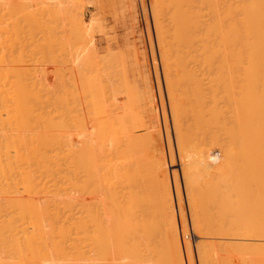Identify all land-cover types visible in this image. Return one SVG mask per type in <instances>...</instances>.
Here are the masks:
<instances>
[{
	"label": "bare ground",
	"instance_id": "bare-ground-1",
	"mask_svg": "<svg viewBox=\"0 0 264 264\" xmlns=\"http://www.w3.org/2000/svg\"><path fill=\"white\" fill-rule=\"evenodd\" d=\"M177 1L167 2V10L173 3L179 9L169 19L184 26L177 25L161 58L188 212L170 142L128 137L122 121L125 133L118 124L108 129L109 147L92 152L85 143L88 152L81 145L79 183H34L32 172L51 156L37 151L33 137L5 135V68L12 62L20 87L24 64L18 54L6 63L10 55L0 51V264H195V256L198 264H264V0ZM25 2L9 5L21 13ZM40 2L47 12L54 3ZM35 4L32 11L43 10ZM29 14L31 20L36 12ZM68 21L56 24L65 29ZM59 25L49 26L55 37ZM50 39L49 45L56 38ZM50 58L47 66L54 64ZM185 211L197 236L195 256L190 241L180 238L188 230Z\"/></svg>",
	"mask_w": 264,
	"mask_h": 264
},
{
	"label": "rangeland",
	"instance_id": "rangeland-1",
	"mask_svg": "<svg viewBox=\"0 0 264 264\" xmlns=\"http://www.w3.org/2000/svg\"><path fill=\"white\" fill-rule=\"evenodd\" d=\"M27 1L28 4L26 2L23 4L24 6L28 5L29 8L25 6L26 9L23 8L22 14L17 10L16 6L12 7L9 5L10 0H2L0 2V16L2 15L0 17V26L2 27V25L6 24V29L5 26L2 27L3 32L8 28L13 29L9 30L12 36H10L9 32L8 35L5 34L7 32L3 34L2 38L5 35L7 36L0 41V51L10 55L5 56L6 63H8V59L12 60L10 58L18 54L19 57L21 56V62H23L19 66L24 64L21 66L23 67L21 70L19 68L22 72H20L22 75L20 87L14 83L13 76L17 70L14 72V66L10 68L12 65L10 63L12 62L9 61L7 68H5L7 70H4L6 72V84L4 85L5 94L4 92L2 93L5 95V135L7 137L19 135L26 138L33 137L37 151L39 153L45 152L51 156L49 160L43 161L44 164L32 172L34 177L33 182L63 186L79 183L83 172L78 169L79 166L76 163L80 153L82 151L85 153L84 147L87 146V143L90 144L91 148H88L92 152L93 150L94 152L97 151V147L101 150L104 144L105 147H109L113 139L109 141L110 143L108 142L112 138L108 129L114 128L115 130L117 124L119 125L122 121L125 126L124 129L126 128L125 135L130 134L131 136L133 133L135 138L140 142L142 141V143H152L159 136L164 140V143L166 139L170 142L178 168L182 196H184L182 177L178 164L179 159L177 158L178 151H176L178 149L175 147L177 146V139L174 138V129L176 128L171 127L174 125H171L173 113L171 114V106L167 100L168 97H166L165 79H163L164 68L161 58L162 51L167 50L169 41L172 40L170 37L172 36L171 38H173V36L177 35L174 33L177 25L180 26L182 24L184 26L182 22L178 21L175 25L169 19L170 16L178 14V7H172L173 3L167 10L166 7L169 0H64V2L62 0H60L62 2L59 0H56V2L55 0H48V2H54H50L49 9L47 8L53 13H50V20L48 16V12L50 11H44L45 7L48 6L44 1L45 7L41 4L42 1L38 0L39 2H36L41 6L43 5V10L40 6L41 10L39 11H37L38 8L34 11L35 6L33 7V11V8H31L36 0H33L34 2L31 0L30 3H33L30 5L29 0ZM170 3H172V0H170ZM39 4H35L36 7ZM51 4H54L52 6L55 9H52ZM55 5L62 10L57 7L58 11H56ZM8 6H11L12 10L5 16L3 13L10 9ZM67 6L70 10H66ZM154 7L155 9H153ZM29 10L32 14L36 12V15H39L38 17L35 15L34 17L38 23L35 24L32 21L34 18L30 20L32 16L30 17ZM59 11H63V14H58ZM68 11L72 14H69ZM171 13L172 15H170ZM62 15L64 18L66 16L69 17L66 19L67 21L71 20L74 16L73 21L75 23H72L73 21L70 23L69 20V27L63 29L64 27L62 26L67 25V23L64 18L65 21L61 19ZM27 17L30 18L27 19ZM53 17L61 19V24L57 21L58 19L55 21ZM47 18L50 22L52 21V24L48 22V29L45 26L48 21ZM3 19L6 21L4 22ZM28 20H30V23ZM31 24L37 26L34 27L35 25L32 26ZM53 24L55 26L59 25V31L56 30V32L60 33L62 29V33L64 34L60 33L61 36L69 32L70 35H66L68 38L63 36L64 40H61L60 38L62 37L58 36L59 33H56L55 37V29H52L54 35L50 36L52 32L51 30L49 31V26ZM70 30H73L74 34ZM33 31L34 33H32ZM48 31L51 33H47ZM3 32L0 29V37ZM31 33L33 34L32 36ZM181 33L179 34L181 35ZM42 34L48 37L46 38L45 36L46 39H50L51 37L50 41L56 39L49 45V42H45L46 39H43L44 36ZM15 35H17V38ZM86 35L89 38H86ZM69 36H72V41ZM55 41H60L63 44ZM90 42L91 44H89ZM43 46L46 48L44 49ZM4 47L6 51H4ZM77 50H83L82 54ZM103 54L106 55L103 56ZM50 55V60L52 57L53 59L55 58L53 60L54 64L47 66L48 61L46 59ZM98 55L102 57L100 58ZM95 64L98 67L95 68ZM10 69H13L12 72L14 74H11ZM17 80L19 81V78ZM162 125L165 126L161 127ZM89 130L90 132H88ZM121 130L125 131L122 128ZM117 133L120 134V132ZM117 133L116 137L119 136H117ZM156 133H159L158 136ZM121 135L123 134L121 133ZM98 136L100 137L98 138ZM49 137L54 139L52 140ZM44 138L45 141L43 140ZM99 139L103 140L99 142ZM50 140L53 142H50ZM41 141L45 142V144H42ZM93 142L95 145H99L95 146ZM108 143L109 145H106ZM94 146L96 150L93 149ZM89 149L86 148L87 151ZM104 168H107V164L104 165ZM183 202L187 211L185 196L183 197ZM186 211L188 230L180 231V238L182 241L185 240L184 243L190 241L195 256V239L197 240V236L190 227L188 211ZM182 235L183 238L181 237ZM194 260L195 264H198L196 256Z\"/></svg>",
	"mask_w": 264,
	"mask_h": 264
}]
</instances>
